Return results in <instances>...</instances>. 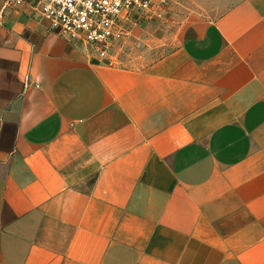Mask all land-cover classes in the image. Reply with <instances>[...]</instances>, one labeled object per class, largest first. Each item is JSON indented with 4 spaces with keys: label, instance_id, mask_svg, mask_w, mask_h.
<instances>
[{
    "label": "crops",
    "instance_id": "obj_1",
    "mask_svg": "<svg viewBox=\"0 0 264 264\" xmlns=\"http://www.w3.org/2000/svg\"><path fill=\"white\" fill-rule=\"evenodd\" d=\"M33 5L0 0V264H264V0L144 65Z\"/></svg>",
    "mask_w": 264,
    "mask_h": 264
},
{
    "label": "built area",
    "instance_id": "obj_2",
    "mask_svg": "<svg viewBox=\"0 0 264 264\" xmlns=\"http://www.w3.org/2000/svg\"><path fill=\"white\" fill-rule=\"evenodd\" d=\"M165 0H34L49 28L97 59L114 56L117 44L130 35L131 24L156 15ZM31 0H4L23 7Z\"/></svg>",
    "mask_w": 264,
    "mask_h": 264
},
{
    "label": "rangeland",
    "instance_id": "obj_3",
    "mask_svg": "<svg viewBox=\"0 0 264 264\" xmlns=\"http://www.w3.org/2000/svg\"><path fill=\"white\" fill-rule=\"evenodd\" d=\"M220 5L222 0H165L151 19L131 24L130 35L115 46L114 55L125 54L136 65H144L162 50L167 39L193 20L211 18Z\"/></svg>",
    "mask_w": 264,
    "mask_h": 264
}]
</instances>
